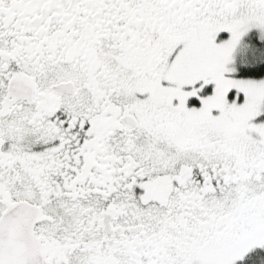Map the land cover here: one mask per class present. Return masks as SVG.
<instances>
[{
  "label": "snow or ice",
  "instance_id": "6c2138e0",
  "mask_svg": "<svg viewBox=\"0 0 264 264\" xmlns=\"http://www.w3.org/2000/svg\"><path fill=\"white\" fill-rule=\"evenodd\" d=\"M0 264H264V0H0Z\"/></svg>",
  "mask_w": 264,
  "mask_h": 264
}]
</instances>
